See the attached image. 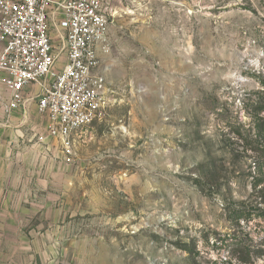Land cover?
Returning <instances> with one entry per match:
<instances>
[{
    "label": "rangeland",
    "instance_id": "374dc122",
    "mask_svg": "<svg viewBox=\"0 0 264 264\" xmlns=\"http://www.w3.org/2000/svg\"><path fill=\"white\" fill-rule=\"evenodd\" d=\"M108 19L114 98L74 157L49 138L74 166L38 264H264V0H114Z\"/></svg>",
    "mask_w": 264,
    "mask_h": 264
},
{
    "label": "built area",
    "instance_id": "2783aa9c",
    "mask_svg": "<svg viewBox=\"0 0 264 264\" xmlns=\"http://www.w3.org/2000/svg\"><path fill=\"white\" fill-rule=\"evenodd\" d=\"M114 0H0V117L6 126L22 106L24 92L37 86L36 105L46 118L38 143L56 140L66 159L75 137L114 98L97 73L98 54L109 51V19ZM49 17L60 33L49 36ZM63 58L60 69L56 63Z\"/></svg>",
    "mask_w": 264,
    "mask_h": 264
},
{
    "label": "crops",
    "instance_id": "0c3cea01",
    "mask_svg": "<svg viewBox=\"0 0 264 264\" xmlns=\"http://www.w3.org/2000/svg\"><path fill=\"white\" fill-rule=\"evenodd\" d=\"M48 24L51 42L58 47L60 30L52 17ZM98 73L106 80L105 73ZM37 91L35 85L25 90L23 105L11 113L6 126L0 117V264H38L36 248L56 244L48 232L59 233L54 224L61 214L60 180L74 166V161L60 158L57 143L45 138L46 153L44 143L36 142L43 134Z\"/></svg>",
    "mask_w": 264,
    "mask_h": 264
},
{
    "label": "trees",
    "instance_id": "16d2710c",
    "mask_svg": "<svg viewBox=\"0 0 264 264\" xmlns=\"http://www.w3.org/2000/svg\"><path fill=\"white\" fill-rule=\"evenodd\" d=\"M261 83H262V84H263V86H264V80H263ZM255 184H256V183H255ZM255 184H254V185H255Z\"/></svg>",
    "mask_w": 264,
    "mask_h": 264
}]
</instances>
